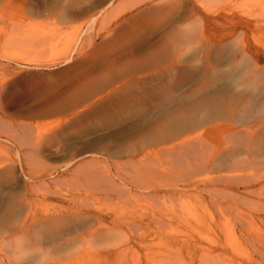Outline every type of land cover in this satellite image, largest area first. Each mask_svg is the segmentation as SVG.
<instances>
[{
	"label": "bare ground",
	"instance_id": "1",
	"mask_svg": "<svg viewBox=\"0 0 264 264\" xmlns=\"http://www.w3.org/2000/svg\"><path fill=\"white\" fill-rule=\"evenodd\" d=\"M14 1L0 0L4 45L36 43L35 38L44 42L48 37L35 36V21L43 17L65 24L89 15L93 23L55 77L26 75L0 63V119L1 114L12 116L15 126L0 134L9 142L0 143V264H62L63 256L73 261L65 264L87 263L81 262L82 255L90 258L93 246L109 244L100 228L105 218L91 200L97 193L129 206L133 188L167 198L165 203L194 190L201 203L220 209L237 203L241 186L251 192L264 180V46L251 41L253 32L264 30V10L240 15L228 3L217 11L203 2L218 0H189L191 8L184 0H133L129 7L120 3L97 12L115 0L96 5L90 0H24L33 7L31 15L12 17L8 12ZM182 6L186 13L181 16ZM132 11L137 13L124 17ZM101 16L99 31H94ZM222 22H232L235 29L217 32ZM0 60L14 61L3 54ZM230 77L235 86L224 91L221 83ZM43 123L52 127L41 131ZM125 137L113 156L75 161L72 154L64 165L50 167L45 176H52V182L67 175L77 185L69 197L52 194L68 204H57L53 211L37 209L40 198L51 195L36 192V184H22L16 165L1 153L15 148L21 163L31 165L58 156L69 145L75 151L80 150L77 143H120ZM157 174L166 176L164 183L152 179ZM24 203L26 212L17 213ZM166 213L154 214L150 223L160 225L175 214Z\"/></svg>",
	"mask_w": 264,
	"mask_h": 264
},
{
	"label": "rangeland",
	"instance_id": "2",
	"mask_svg": "<svg viewBox=\"0 0 264 264\" xmlns=\"http://www.w3.org/2000/svg\"><path fill=\"white\" fill-rule=\"evenodd\" d=\"M90 1L91 2L88 1L89 4L96 5L99 4L101 0ZM129 1L115 0L111 6L103 7L105 10L102 8L100 10L98 9L99 11L97 12H100L101 10L105 12L110 11L113 7H116L120 3L123 6L129 7L132 5L133 0ZM184 1L185 3H188L189 8H191V6L193 7L191 1ZM225 1L218 0L216 3L203 2L206 6H211L207 7L208 9L211 10L212 8L213 10L216 9L217 11L225 7L228 3V5L230 4L229 6L232 9H235V12H239L238 14L240 15H245V12L257 15L263 13L264 10V0H236V3L235 0H228L226 3ZM88 2L86 1L83 6H87ZM28 7L30 8V6L24 3V0H21L20 2L16 0L11 7L12 9L9 8L8 14H10L9 16L12 17H21L26 13L27 15L30 13V16L32 12L31 8L33 7L30 9ZM185 7L186 6H182L177 11L178 15L180 14L182 16L186 13L184 11L186 10L184 9ZM27 9L30 12H28ZM136 13L137 11H132L125 14L126 16L124 17H130V15H135ZM102 17L103 16L100 18L98 17L99 19L95 24L94 31H99L97 28H100V20ZM251 20H256V18ZM89 21V15L80 17L65 24H61L51 17L39 18L35 21L37 22L36 28L38 32L35 36H46L48 38L42 43H39L37 38H35L37 41L36 43L34 41H30L28 43H14L11 45H4V43L0 42V55L3 54L10 59H14L12 62L0 60V63H10L9 65L12 67L11 69H23V71L25 70L26 75H32V73L40 72L43 74L47 73V75L55 77L58 73L62 72V69L68 66L67 63L63 61L68 56H70L72 51L75 49L78 38L80 36L87 35L86 30L93 23H88ZM117 23L119 22H116L113 27H115ZM222 24L224 25L222 27L223 29L220 28V30H216L217 32H228V29L230 28L235 29L232 22H222ZM211 28L212 27L209 29ZM237 37L238 36L234 38L236 42L239 40ZM251 41L252 43H255L258 48L262 49L264 46V30L253 32ZM234 86L235 80L233 77H230V80H223L221 83V87L224 89V91H231L233 90ZM29 103L32 104V102ZM1 117L3 120L0 119V122H5V125L1 123L2 125L0 124V128H2V126H5L6 128H2V130L4 129L3 131H5L4 133L0 129L2 131H0V134L5 136L6 132H10V129L15 127L13 125L14 118H12V116L11 118L7 117L3 114H1ZM43 124L39 126V130L41 131L45 130L46 128L49 130L52 127L47 124ZM7 127H11L9 131ZM5 129H7V131ZM98 135H101L103 138L105 137L102 142H107L109 140L107 138L106 141L104 132L98 133ZM126 139V137L122 138L120 143H77L76 145L80 148V150L75 151L72 150L75 148V145L68 146L67 143L65 147H68L65 149V152L58 154V156L49 158L46 162L31 161V165L21 163L22 158L18 157L17 150H15V148L8 147L1 153L3 154L2 156L5 161L8 160L9 162H12L16 165L17 176L20 177V181L21 177L23 179L22 184L26 182L27 185L30 184V187H36V192L40 189V194H42L41 192L44 191L43 193H49L51 195L47 199L40 198V203L42 202L45 208L42 203H39V208H37V206L34 208H37L38 210L50 209L53 211L54 208L57 207V204H59L58 206H66L68 204L66 202L57 200V198H55L56 196L52 194L55 192H61V194L65 196L74 195L76 193L74 191L72 192L71 190H73L75 186L77 188V185L73 184L71 176L67 175L56 182H52V176L50 178L45 176L47 171L50 170V167L64 165L68 160L71 159L72 154L75 155V161L89 159V157H93V155L99 156L100 154L113 156V154L120 148V145L127 141ZM0 140V143H9L4 140V137H2ZM90 146H93V148H90ZM53 149L56 150V148ZM53 149L50 148V150L54 151ZM154 163L157 166V162ZM154 163L152 164L154 165ZM28 175H30L29 177L32 178L28 179ZM260 175L261 173H258L257 177ZM155 177L156 179H152L159 183H164L163 181L166 178V176L161 174H157ZM34 184L37 186L34 187ZM255 187L256 188H252L251 192H247L245 191L244 187L241 186L240 190L238 191L240 192V196L237 195V203L228 208H225L224 205V207H222L223 210L222 208L219 209L214 205L216 207L215 208L212 204L210 205L208 203H201V200L198 197L200 192L198 193L194 190L188 191L186 195L181 197H173L169 203H165L167 198L163 199L162 197H148V193H143L140 190L133 188L129 190L132 193V199L130 200L129 206L128 204L125 205V203H121V200L114 199V201L111 198L96 192L97 195L93 196L94 199L91 198L92 202L94 203L93 206L98 212L101 213L102 217L105 218L104 223L101 224V226L97 225L96 227L100 226L101 230H104L107 233L109 244L98 243L95 245V248L93 246L91 250L92 255L89 253L91 257L89 258L82 255L81 262L87 260L88 262L85 264H98L99 261L100 264H121L122 262L125 264H264V255H262L264 253V180ZM37 188L39 189L36 190ZM44 189L49 191H45ZM83 191L84 190H82V192ZM84 196H82V198H85ZM234 198L236 199V197ZM46 201L49 204H46ZM166 207H168L171 212L173 211V213H175L174 217L170 211H167L168 208ZM160 209L163 211L165 210L167 213H171L170 217L168 216L169 218H167L169 219L168 221L172 223V225H170L168 221H163V223L159 222L160 225L157 224L158 222L156 223L151 221L150 223V218H153L154 214L162 215V213H166L165 211L160 212ZM26 210L27 205L24 203L22 207L17 209V213H22L23 211L26 212ZM153 210L154 213L151 214ZM145 214H149L150 217L149 215L146 216ZM142 215L144 218L141 217L140 220V216ZM148 222L149 224H147ZM162 225H166V227ZM109 231H111L110 234ZM256 235H258V239L256 238ZM98 240H100V238ZM172 242L174 243L172 244ZM259 242H263L262 245ZM110 243L113 244V247L111 245L112 248L109 247V249L107 245L110 246ZM193 244H195L196 247ZM103 247L105 248L103 249ZM193 248L195 251L192 250ZM260 248L263 249L261 250ZM118 249L120 252H122V254L125 253V255L123 256L120 252H118ZM204 249L209 251L205 252ZM258 250L261 251V254L258 252ZM200 252L202 254H200ZM119 253L121 255H119ZM120 256L122 258H120ZM95 257L98 258L95 259ZM117 258H120L118 259L119 262L117 261ZM97 259L98 262L96 263ZM112 259H114L113 261L116 263H113ZM105 260H108V263H105ZM68 261L72 260H69V258L67 259V257L63 256L62 264H65Z\"/></svg>",
	"mask_w": 264,
	"mask_h": 264
}]
</instances>
